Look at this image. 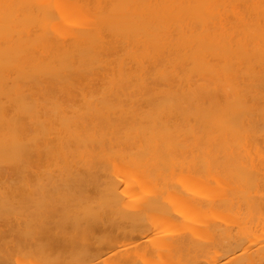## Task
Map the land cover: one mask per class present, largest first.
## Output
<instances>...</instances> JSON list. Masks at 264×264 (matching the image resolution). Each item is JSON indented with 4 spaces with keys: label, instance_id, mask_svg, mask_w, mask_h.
Wrapping results in <instances>:
<instances>
[{
    "label": "bare ground",
    "instance_id": "bare-ground-1",
    "mask_svg": "<svg viewBox=\"0 0 264 264\" xmlns=\"http://www.w3.org/2000/svg\"><path fill=\"white\" fill-rule=\"evenodd\" d=\"M0 264H264V0H0Z\"/></svg>",
    "mask_w": 264,
    "mask_h": 264
}]
</instances>
